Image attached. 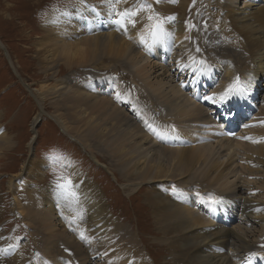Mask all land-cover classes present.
Masks as SVG:
<instances>
[{
  "label": "bare ground",
  "instance_id": "obj_1",
  "mask_svg": "<svg viewBox=\"0 0 264 264\" xmlns=\"http://www.w3.org/2000/svg\"><path fill=\"white\" fill-rule=\"evenodd\" d=\"M130 1L81 0L64 12L51 13L35 45L44 73L55 76L58 65H96L107 58L114 67L108 70L128 67L135 82L124 87L107 74L74 88L61 80L57 88L43 84L38 100L43 103L49 97L62 127L90 151L108 158L105 165L113 174L121 173L128 194L153 184L155 191L144 198L178 263L264 264V0H215L218 12L214 21L204 20L203 28L198 20L188 23L175 8L170 12L178 0ZM119 13H126L123 23L116 22ZM64 14L68 17L63 19ZM58 18L63 19L62 27L56 25ZM67 19L74 22L73 30L65 26ZM158 23L164 35L156 39ZM213 28L218 40L208 45L207 32L212 34ZM237 77L246 89L243 94L217 104L203 99L223 91ZM137 90L149 93L156 114L161 106L170 109L169 124L159 125L148 108L132 100ZM229 128L239 133L229 138ZM12 145L8 133L0 131V151ZM174 182L182 190L178 195L171 193ZM73 183L76 213L81 211L80 219L88 220L91 229L85 244L92 241L91 249L106 248L92 250L90 264H102L106 258L108 264L119 258L145 264V258L131 260L130 250L119 248L123 238L137 244L129 228L112 216L100 188L84 178ZM197 192L205 198L222 197V203L211 205ZM69 203L61 205L67 213ZM54 204L46 201L43 209L30 205L26 217L38 211L33 222L51 242L67 238L88 264L87 249L67 233L68 225L63 227Z\"/></svg>",
  "mask_w": 264,
  "mask_h": 264
},
{
  "label": "rangeland",
  "instance_id": "obj_2",
  "mask_svg": "<svg viewBox=\"0 0 264 264\" xmlns=\"http://www.w3.org/2000/svg\"><path fill=\"white\" fill-rule=\"evenodd\" d=\"M79 1L81 0H0V131L7 132L13 143L10 150L0 151V264H19L17 260H36L39 261L37 264H85L80 257L83 252L78 253L67 238L53 243L49 236L39 229L33 222L38 211L26 217L30 205L43 209L46 201L55 203L63 227L68 225L67 233L87 249L86 263L91 262L89 254L92 250L104 251L105 247L91 249L92 241L89 245L85 244L90 238L91 229L88 220L80 219L81 211L80 214L76 213L78 203L74 192H77V187L73 181L77 178L90 180L100 188L112 216L133 233L131 234L138 248L128 238H123L124 242L119 247L130 250L133 256L131 260L145 258V264H182L174 259L170 248L163 242V235L159 232L161 224L155 220L153 208L145 201L144 195L148 194L149 190L155 191L153 184L145 183L140 191L128 194L124 189L121 173L115 172L114 175L105 165L108 158L90 151L81 139L62 127L54 117L55 112L49 97L43 100V103L38 100L43 84L47 85V88H57V85L62 86L61 80L74 88L92 82L98 75L107 74L111 79L121 81L124 87L135 82L128 67H118L116 72L112 71L114 69L108 70L114 67L113 62L107 58L96 65H74L72 68L58 65L56 72H59L55 76L50 72H43L35 43L48 28L46 18L51 13L61 10L64 12L70 7H75ZM140 1L145 0H131L130 5ZM154 2L156 3V0ZM162 5L161 3L159 8ZM173 8L177 14L186 16L188 23H196L198 20L200 28L206 25L205 19L214 21L213 17L218 12L215 0H178L171 6L170 12H175ZM212 10L215 13H207ZM160 11L165 12L163 9ZM67 17V14L63 15V19ZM63 19L56 20L58 27L64 25ZM66 22L65 26L73 30L74 22L71 19ZM211 31L213 35L207 32L208 45H214V41L218 40L219 32L214 28ZM147 95L148 92L142 95L141 91L137 90L132 100L148 108L159 125L164 121L169 124L170 109L161 106L156 114V108H153L155 102L148 99ZM260 95L263 97L264 91ZM165 123L162 126L167 125ZM112 168L118 167L113 164ZM68 178L72 184L61 190L66 192L64 194L59 191L61 188L57 185L64 183ZM177 184L179 183L174 182L173 185L176 187ZM68 203L71 207L70 213L64 211L61 206ZM31 220L32 223L27 225L25 221ZM81 232L86 239H81ZM17 241V246L13 245ZM107 260L108 258L102 264H108ZM113 261L109 264H121L124 260L119 258V261ZM125 262L122 264H127Z\"/></svg>",
  "mask_w": 264,
  "mask_h": 264
},
{
  "label": "snow or ice",
  "instance_id": "obj_3",
  "mask_svg": "<svg viewBox=\"0 0 264 264\" xmlns=\"http://www.w3.org/2000/svg\"><path fill=\"white\" fill-rule=\"evenodd\" d=\"M149 7H151V6L149 5ZM118 15L121 17V19L117 20L116 22L117 23H123V17L126 15V13H119ZM149 19H152V17H149ZM170 19H171V17H170ZM156 27L160 31L159 32H155L154 31L153 32V36H154V38L159 39V38H161L162 35H164L163 29H162V25L160 23H158ZM197 51H199V49H197ZM200 63H204V61H200ZM181 67H183V65H181ZM245 91H246V89L243 86L240 85L239 77H237L235 80L232 81V83L228 84L227 87L224 88L223 91L218 92V93L217 92H213L211 95H205L203 97V99L205 101L211 102L212 104H217V103H222V102L227 101L233 95L243 94ZM116 99L117 100L121 99V96H120L119 92L116 93ZM171 131L175 132V128L172 127ZM247 138L248 137H245V139H247ZM71 184H72V181H71L70 178H68V179L65 180L64 183L58 184L57 187L61 188V189H67V187L69 185H71ZM181 191L182 190L177 189L175 186H173L171 188V193L173 195H178V194L181 193ZM196 196L201 198L202 200H205V202H207V203H209L211 205H218V204L222 203V199H223L222 197H218V196H216L214 194H209L207 196V198H205L199 192L196 193ZM257 210L259 211L260 209H257ZM80 235H81V239H86V237L83 235L82 232H81ZM66 251H67V249H66Z\"/></svg>",
  "mask_w": 264,
  "mask_h": 264
}]
</instances>
